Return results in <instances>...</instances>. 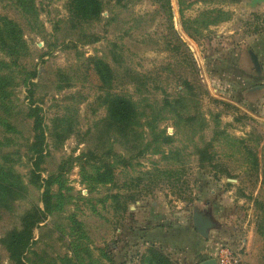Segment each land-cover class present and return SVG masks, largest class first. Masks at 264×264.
Wrapping results in <instances>:
<instances>
[{"label": "rangeland", "instance_id": "1", "mask_svg": "<svg viewBox=\"0 0 264 264\" xmlns=\"http://www.w3.org/2000/svg\"><path fill=\"white\" fill-rule=\"evenodd\" d=\"M68 2L0 0L26 44L13 60L0 51L11 80L0 105V264H16L6 243L43 210L46 183L61 203L16 251L22 264H149L150 249L172 264H264V3L102 0L83 25L98 40L84 42ZM116 95L137 110L128 136L109 125ZM194 211L213 223L206 237Z\"/></svg>", "mask_w": 264, "mask_h": 264}, {"label": "trees", "instance_id": "2", "mask_svg": "<svg viewBox=\"0 0 264 264\" xmlns=\"http://www.w3.org/2000/svg\"><path fill=\"white\" fill-rule=\"evenodd\" d=\"M67 11L69 27L72 30L79 31V39L84 42H95L98 40V36L93 32L85 31L83 25L99 19L103 11L102 0H69ZM217 13L223 14L222 11H217ZM219 20L220 18L217 17L210 23H215ZM0 51L12 60L13 56L26 53V44L22 39L21 29L11 19L0 18ZM10 85V77L8 75H0V105L8 99V87ZM108 106L110 110V126H112L118 133L125 136L135 132L138 127L134 126L137 121V110L128 98L121 95L113 96L108 100ZM34 116L36 117V114H34ZM0 124L6 125L5 120L1 117ZM34 130V138L36 140V143L34 144V152L39 154L41 152L40 148L43 140V132L38 120L35 122ZM163 139L164 142L169 143L171 138L169 136H165ZM207 153L208 151L206 148L199 150V154H201L200 159L202 160ZM98 168L99 167H97V169ZM110 169L111 166L108 165L106 171L96 170L99 176L97 180L105 182V176L110 175ZM60 196L61 194L52 192L50 190V184L46 183V188L42 194L43 210L36 208L32 213L28 212L23 217L22 229L14 231L9 235L6 245L12 254L18 255L16 264H22L20 260V252L18 253L16 251L21 249L22 254L29 239L31 238L30 234L32 228L37 223L41 222L46 214H49L53 210L59 208L61 203V200H59ZM262 209L264 210V205L262 206ZM149 252L151 256L146 259L149 264H172L170 260L162 256L159 252L152 249H150Z\"/></svg>", "mask_w": 264, "mask_h": 264}, {"label": "water", "instance_id": "3", "mask_svg": "<svg viewBox=\"0 0 264 264\" xmlns=\"http://www.w3.org/2000/svg\"><path fill=\"white\" fill-rule=\"evenodd\" d=\"M263 2L264 0H252V5L256 3ZM248 53L250 55L251 61L254 65V68L258 74L261 73V64L259 62V59L255 52L251 50L250 48L247 49ZM192 221H193V226L195 230L201 235L206 237L208 235V229L213 225L211 219L200 213L199 211H194L192 214ZM199 264H217L216 260L214 258H210L207 260L201 261Z\"/></svg>", "mask_w": 264, "mask_h": 264}, {"label": "built area", "instance_id": "4", "mask_svg": "<svg viewBox=\"0 0 264 264\" xmlns=\"http://www.w3.org/2000/svg\"><path fill=\"white\" fill-rule=\"evenodd\" d=\"M234 262H235V263L237 262V259H236V258H234Z\"/></svg>", "mask_w": 264, "mask_h": 264}]
</instances>
